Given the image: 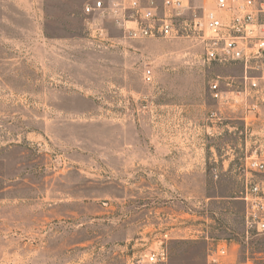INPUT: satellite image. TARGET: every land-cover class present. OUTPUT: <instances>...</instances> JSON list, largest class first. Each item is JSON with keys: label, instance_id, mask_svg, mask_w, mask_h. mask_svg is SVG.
Instances as JSON below:
<instances>
[{"label": "rangeland", "instance_id": "1", "mask_svg": "<svg viewBox=\"0 0 264 264\" xmlns=\"http://www.w3.org/2000/svg\"><path fill=\"white\" fill-rule=\"evenodd\" d=\"M93 1L44 0L31 17L0 0V264H208L223 241L229 262L264 253L240 198L264 178L248 168L264 153V107L246 123L210 92L241 67L111 23L116 41L93 46Z\"/></svg>", "mask_w": 264, "mask_h": 264}, {"label": "built area", "instance_id": "2", "mask_svg": "<svg viewBox=\"0 0 264 264\" xmlns=\"http://www.w3.org/2000/svg\"><path fill=\"white\" fill-rule=\"evenodd\" d=\"M89 43L101 47L117 38L110 35L107 23L122 33L125 40L186 39L197 46L204 64L240 66L239 75L217 76L210 92L221 105L240 107L244 120L264 107V1L262 0H95L83 9ZM151 81L152 70L144 72ZM248 168L264 173V153L251 154ZM246 204V224L264 235V178L247 180L240 197ZM251 237L249 231L246 240ZM232 245L219 242L208 250V264H264V253L251 252L249 246L229 262ZM162 258L152 252L147 261Z\"/></svg>", "mask_w": 264, "mask_h": 264}, {"label": "crops", "instance_id": "3", "mask_svg": "<svg viewBox=\"0 0 264 264\" xmlns=\"http://www.w3.org/2000/svg\"><path fill=\"white\" fill-rule=\"evenodd\" d=\"M16 3L19 5H21V3H24L27 6V10H28L31 17H33V16H32V12H30V11H33V7H36L37 5L40 6L42 13L47 14V10L44 9V6H43V5H45L44 0H16ZM35 23L38 24V22H36V21H35ZM34 27H35V29H39V28L43 29L44 23L41 22L39 26L35 25ZM29 29H34V28L30 27ZM45 39H49V37L47 36Z\"/></svg>", "mask_w": 264, "mask_h": 264}]
</instances>
